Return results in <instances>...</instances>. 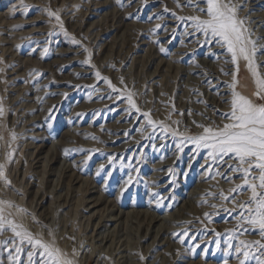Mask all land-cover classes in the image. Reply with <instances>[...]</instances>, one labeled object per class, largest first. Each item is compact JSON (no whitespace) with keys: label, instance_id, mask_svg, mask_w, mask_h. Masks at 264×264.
I'll list each match as a JSON object with an SVG mask.
<instances>
[{"label":"rangeland","instance_id":"374dc122","mask_svg":"<svg viewBox=\"0 0 264 264\" xmlns=\"http://www.w3.org/2000/svg\"><path fill=\"white\" fill-rule=\"evenodd\" d=\"M231 3L264 76V20L255 17L264 0ZM206 7L202 0H0V165L10 181L0 179V208L33 240L6 225L0 264H51L35 240L73 264H240L246 249L236 245L233 219L246 227L244 241L261 237L240 215L251 192L232 191L243 179L229 168L238 166L231 154L213 158L187 138L203 133L199 125L229 122L234 75L236 91L264 99L254 95L247 62L237 71L189 19H207ZM209 67L210 77L197 71ZM195 77L204 78L201 86ZM66 165L78 171L76 182L65 178ZM247 250L264 259L258 246Z\"/></svg>","mask_w":264,"mask_h":264},{"label":"snow or ice","instance_id":"6c2138e0","mask_svg":"<svg viewBox=\"0 0 264 264\" xmlns=\"http://www.w3.org/2000/svg\"><path fill=\"white\" fill-rule=\"evenodd\" d=\"M206 4V9H200L207 16V19L200 17H190L194 22L195 28L203 33L209 41H215L220 47L224 48L230 54V62L239 69V61L243 59L247 62V67L254 77L256 92L254 95L259 99H264V76L258 71V65L255 61L256 45L249 38L248 30L244 27V22L237 17V9L232 5L231 0H202ZM49 15L55 16L57 20L60 17L53 12ZM251 45V47H249ZM228 61H226L227 63ZM97 78L100 73H96ZM106 79V78H104ZM111 87V82L107 81ZM238 81L233 76L230 112L225 113L224 117L229 122L220 127H207L199 125L203 128V133L196 137H188L197 148L209 149V156L215 158L219 156H229L238 162L236 168H229L235 172L242 173L243 184L238 185L232 191L239 194L248 190L251 197L248 202L240 205V215L243 220L253 226L252 230H258L262 238H264V104L255 103L249 97H246L236 91ZM129 104L136 108L132 96L127 97ZM139 111L138 108H136ZM3 114V108L0 107V115ZM149 118V124L153 122L149 113L143 114ZM11 155V154H9ZM246 165V167H245ZM4 166L0 165V179H4L6 184L10 181L4 175ZM256 172L258 175H254ZM5 202H0V204ZM8 206H11L10 204ZM254 206V207H253ZM20 211H25L20 209ZM247 213V216H245ZM7 225L16 237L22 239L27 237L29 243H33L30 233L26 231H18L21 225L15 224L3 215V209L0 208V234L5 230ZM34 243L41 247L44 253L51 260V264H73V261L63 256L59 249H55L40 240ZM241 245L246 249L243 252L244 259L240 264H246L249 258H254L256 264H264V259L253 257L247 250L250 246H258L264 249V243L257 241H241ZM19 251V249H17ZM239 252L240 249H237Z\"/></svg>","mask_w":264,"mask_h":264},{"label":"bare ground","instance_id":"6f19581e","mask_svg":"<svg viewBox=\"0 0 264 264\" xmlns=\"http://www.w3.org/2000/svg\"><path fill=\"white\" fill-rule=\"evenodd\" d=\"M248 1V4H249V1L250 0H247ZM252 1V0H251ZM253 1H258V0H253ZM75 2V1H74ZM80 2V1H79ZM75 3H77V2H75ZM83 3V2H82ZM259 4V3H258ZM79 4H75V10H76V8H77V6H78ZM80 6V5H79ZM247 6V5H246ZM249 6H250V4H249ZM80 9V8H79ZM78 8H77V10H79ZM247 10V9H246ZM245 12V11H244ZM255 17H261V19L262 20H264V13L263 14H258V15H256ZM77 21V20H76ZM78 25H77V22L76 23H74V27H77ZM263 26H264V24H263ZM263 33V36H264V30H262L261 31V34ZM141 33L140 32H138V34L137 35H134V36H131L130 37V43L128 44L127 43V45L128 46H130V44L132 43V42H134L135 40H138L137 38H139V35H140ZM129 40H127V41H129ZM264 42V41H263ZM264 47V46H263ZM5 48V47H4ZM7 49V48H6ZM124 50H125V48H124ZM69 52V51H68ZM74 52V51H73ZM63 53V52H62ZM64 53H66V52H64ZM200 61V60H199ZM52 65H54V64H52ZM200 65V64H199ZM202 67H204V66H208V65H201ZM201 68V67H200ZM191 70V69H190ZM197 71L198 72H202V73H204L207 77H210V71H212V69L209 67L208 68V70H206V68H205V70H198V68H197ZM201 73V74H202ZM209 73V74H208ZM212 73V72H211ZM197 76H199V75H197ZM203 77V76H202ZM204 78H197V77H195V82H196V85L197 84H199V86H201L202 84H200V82L203 80ZM197 87V86H196ZM203 87V86H202ZM33 90V89H32ZM198 90H199V88H198ZM201 90V89H200ZM225 95V94H224ZM222 97V96H221ZM50 104V103H49ZM52 104V103H51ZM50 104V105H51ZM61 154V153H60ZM57 156V155H56ZM74 166V165H73ZM65 178L68 180V182H70V183H74V182H76L77 180H78V178H79V174H78V171L76 170V169H72V167H71V165H66L65 167ZM73 168H75V167H73ZM158 175H163V174H159L158 173ZM164 177V176H163ZM160 178V177H159ZM247 196V195H246ZM245 198V197H244ZM247 202V201H246ZM175 207H176V205H177V203H178V199L177 200H175ZM168 216H166L165 218H169V219H172L171 218V216L169 215V214H167ZM164 218V217H163ZM157 219H160V217H155L154 219H152V221H154V220H157ZM241 219V218H240ZM107 220H109V221H117V219H115L114 217H110L109 219H107ZM181 220V219H180ZM244 221V220H243ZM242 224H244V222L242 223ZM231 225H232V227L230 228L233 232H235L236 230L235 229H237V232H236V234L234 235V236H236L235 238L236 239H234V240H236L237 242H236V245H240L241 243V241H244L243 240V238H242V236H244V234H245V226H243V225H241V223L239 222V220H236V219H233V221H232V223H231ZM99 226V225H98ZM241 227V228H240ZM240 228V229H239ZM239 229V230H238ZM250 229H251V227H250ZM179 230V229H178ZM231 230H230V233H231ZM167 232V234H168V232H170V230L169 229H166L165 231H164V234ZM232 232V233H233ZM240 232H242V234L240 233ZM246 235V234H245ZM252 235H254V234H252ZM233 236V235H232ZM231 236V237H232ZM239 236H241V237H239ZM248 236V235H247ZM248 237H250V236H248ZM255 236H253V238H254ZM257 237V236H256ZM104 238V237H103ZM108 238H109V235L105 238L106 240H108ZM234 238V237H233ZM246 238V237H245ZM244 238V239H245ZM253 238H252V240H253ZM169 239H170V237H168V238H164V240L162 241V243H161V245H167V244H169ZM250 239V238H249ZM256 240H260L262 243H264V238H262V237H258V238H255ZM233 240V239H232ZM232 240L230 241V242H232ZM248 240V239H247ZM251 240V241H252ZM233 244V243H232ZM244 247V246H243ZM240 249V248H239ZM262 250H264V249H262ZM155 262H153V263H151V264H154ZM175 263V262H174ZM173 262H171V263H169V264H174ZM145 264H147V262L145 263Z\"/></svg>","mask_w":264,"mask_h":264}]
</instances>
